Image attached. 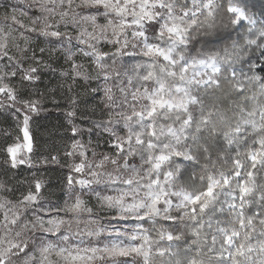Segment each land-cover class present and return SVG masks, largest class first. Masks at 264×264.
Segmentation results:
<instances>
[{"label":"snow or ice","instance_id":"snow-or-ice-1","mask_svg":"<svg viewBox=\"0 0 264 264\" xmlns=\"http://www.w3.org/2000/svg\"><path fill=\"white\" fill-rule=\"evenodd\" d=\"M27 7L32 15L13 9L0 26V109L23 115V143L17 137L6 147V162L33 166L28 113L40 110L39 101L18 98L12 80L33 84L51 67L26 33L55 38L49 42L71 63L73 81L93 78L74 49L90 58L94 78L105 81L102 116L71 131L106 134L110 151L89 160L73 139L65 152L78 157L68 167L85 177L68 175V185L91 191L95 206L76 195L47 207L45 181L35 174L18 199H0V264H264V7L253 11L249 0H28ZM221 13L236 38L230 32L228 43L207 50L198 36L217 33ZM227 160L228 171L217 167ZM189 173L202 189H186Z\"/></svg>","mask_w":264,"mask_h":264},{"label":"trees","instance_id":"trees-1","mask_svg":"<svg viewBox=\"0 0 264 264\" xmlns=\"http://www.w3.org/2000/svg\"><path fill=\"white\" fill-rule=\"evenodd\" d=\"M249 2L255 6L252 9L253 11L258 12L264 7V0H249ZM218 24L221 26L218 28L217 33L207 37L198 36L202 44L206 41L208 42L205 44L207 49L220 47L228 43L225 37L230 32L233 34V38H236L235 32L231 25L228 24L227 16L224 13H221L220 17H218ZM223 25L228 26L224 27ZM240 43H243V40H240ZM127 59L125 58V60ZM64 62L63 64L65 65L62 67L66 69L69 64L67 65ZM60 69V66L52 63L49 69L50 71L40 73V80L30 84L31 88L37 91V94L28 100L39 101L38 108L40 109L37 113H30L32 118L31 135L34 143L33 166L12 168L10 163L6 162L8 160L6 153L4 156L0 154V184L5 185V188H0V191H5L6 196L12 200L18 199L19 193L22 190H24L22 193L27 192L30 185H27L29 183L26 181L29 176L33 179V174H35L36 178L45 179V196L51 197L56 194L59 200L62 199L65 196L62 177L64 174L66 175L68 172H71L68 165L72 160H78V157L69 158L65 155V152L70 150L73 139H80L86 145L89 160L98 159L100 153L110 151L109 146L105 143L107 139L106 134L104 136H99L98 134L89 135L85 131L82 135L78 134L76 137H73L71 131L74 125L82 129H87L91 126L92 121L101 118L104 96L103 86L99 88V85L105 83L104 79H96L93 77L89 80H84L77 78L73 81L71 79V73L69 76L63 77L62 70ZM65 83H69L70 85L63 87ZM92 89H97V91L93 92ZM253 90H255V86H253ZM19 98L21 97L19 96ZM73 98L76 99L75 105L72 103ZM73 110L76 115L70 117L68 113ZM1 114L4 117H0V150L4 152L6 146L16 140V130L19 124L15 120L14 117L16 116L13 113L5 111L0 112ZM89 141H91V144H89ZM97 143H99V147H96L95 150L98 155L94 158L91 153L92 148ZM212 154L213 160L217 158L214 150H212ZM226 155H235V152L233 151ZM53 156L58 158L59 163L51 162ZM45 160L48 162L44 163L43 161ZM177 162L182 163L179 160ZM222 162L219 163L218 161L220 166ZM227 162L231 166V160H227ZM202 163H205L203 159L201 160ZM190 176L191 173H189V176L184 181L186 189L189 191V183H192L196 185L194 190H198L201 187L200 185L203 184L192 180ZM157 227H160V225L158 224Z\"/></svg>","mask_w":264,"mask_h":264},{"label":"rangeland","instance_id":"rangeland-1","mask_svg":"<svg viewBox=\"0 0 264 264\" xmlns=\"http://www.w3.org/2000/svg\"><path fill=\"white\" fill-rule=\"evenodd\" d=\"M27 4H28V0H0V26H6L7 24L11 23V21H8V22L3 21L2 17L6 12L11 13L13 11V9L17 10V15H19L20 10L27 11L29 13V15H32L33 10H29L27 7ZM27 22L28 21L25 20V23H27ZM26 35H30V37H31L30 48L35 50L36 55L38 57H42L44 60H46L48 62V64H50V66L52 63L60 66L61 67L60 70H62L61 73L65 72V71H68L69 73H71V63L66 61L65 57L58 50L59 46L54 45V44L49 42V40H54L55 38L38 37L36 34H30V33H26ZM73 35H75V33H73ZM18 42L21 43V45H23L22 40H20ZM41 47H43L47 50L44 54H41L39 52V48H41ZM105 50H108L107 46H105ZM207 50H210V49H207ZM74 51L76 52L74 59L77 61V63L83 64L85 66V68L88 70L91 77H96V72L94 71L93 65L90 62V58L83 56L79 52L78 49H74ZM13 52L15 53V49H13ZM61 58L63 59L62 61H61ZM63 61H65L64 63H66L67 65L69 64V66L66 67V69H64L62 67L65 65V64H63ZM28 63H31V61L26 62L25 67L28 66ZM49 69L50 68L41 69L40 73H42V72L45 73L47 71H50ZM62 76L66 77L65 75H62ZM100 79H103V78L100 77ZM12 83L17 87L18 98L20 96L22 99H29L31 97L36 96V94H37V91L34 90L33 88H31L30 84H28L27 82H24V84L22 85L19 81V77L13 78ZM69 85H70L69 83H65L63 85V87H67ZM101 87L104 89L105 83H102V85H99V88H101ZM17 107H22V106L17 104ZM5 111L13 113L14 116H16L14 118L19 124V126L17 124L18 129L16 130L17 137H20L19 142L23 143V133H22L21 127H20L21 121L23 119L22 113H15L13 109H0V112H5ZM24 111H26V110H24ZM28 114L31 116L30 113H28ZM0 117H4L3 114H1ZM31 120H32V118L30 119V122H29L30 135H31ZM31 137H32V135H31ZM32 141H33V139H32ZM16 142H17V138L11 144L16 143ZM11 144H9V145H11ZM9 145H7V146H9ZM33 150H34V143H33ZM213 150L216 153V155L219 154L217 149H213ZM5 153H6V151L3 152L2 150H0L1 155L4 156ZM6 155H7L6 157H8L7 153H6ZM29 155L31 157V160L33 161V151ZM214 160H216V158ZM219 163H221V161H219ZM219 163L217 162V167L218 168L222 167L224 171H228L231 168V166L228 164V162L227 163L222 162L221 166ZM202 164H204V163H202ZM24 166H28V165L27 164L19 165L17 168L24 167ZM111 169H112V165H108L107 170L110 171ZM70 171L71 172H68L66 175L64 174V176L62 177V179H63L62 186L64 188L63 191H64L65 196L60 200H59V197L56 196V194L52 195L51 197L45 196V193H44L45 189L43 188L41 190V195L43 197V200L41 201V203L45 204L47 207H51L53 205H58V206L62 207L65 201L71 202V200L74 198V196L80 195L83 199H85L86 202H88L89 206H95L96 205V197L91 191H89L88 189L82 190L79 184L74 183L72 186L68 185V183H67L68 175H72L74 180H77L80 178H85V177H82L80 174H76V173L72 172L71 169H70ZM86 178L90 179L91 177H86ZM30 179H31V176H29L28 180L26 181L27 183H29L27 185H30V183L32 181V179L31 180ZM43 180L45 181V179H43ZM200 186L201 187H199L198 190L202 189L204 187V185H200ZM93 187H95V185ZM195 187H196V185L189 183V189H190L189 191H193ZM23 191L24 190H22L21 193ZM21 193H19L18 198L21 196L20 195ZM109 194H111V193H109ZM6 195L7 194L5 191H3V192L0 191V199L7 197ZM8 199H10V198H8ZM222 199H223V197H222ZM10 200H12V199H10ZM94 210H95V208H94ZM52 215H56V213L53 212ZM61 215H63V214L61 213ZM133 223H134L133 221L127 222L129 230H131ZM74 239H76V238H74ZM83 239L85 240V242H87L89 240V238H87V237H84ZM77 242H78V240H77ZM180 259L183 260L184 257L181 256Z\"/></svg>","mask_w":264,"mask_h":264}]
</instances>
